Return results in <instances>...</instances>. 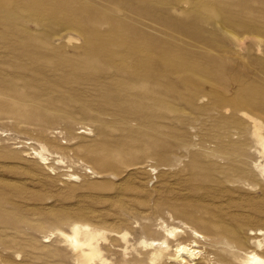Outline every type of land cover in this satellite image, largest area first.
Masks as SVG:
<instances>
[{
  "label": "rangeland",
  "instance_id": "374dc122",
  "mask_svg": "<svg viewBox=\"0 0 264 264\" xmlns=\"http://www.w3.org/2000/svg\"><path fill=\"white\" fill-rule=\"evenodd\" d=\"M260 137L264 0H0V264H76L75 224L264 260Z\"/></svg>",
  "mask_w": 264,
  "mask_h": 264
},
{
  "label": "bare ground",
  "instance_id": "6f19581e",
  "mask_svg": "<svg viewBox=\"0 0 264 264\" xmlns=\"http://www.w3.org/2000/svg\"><path fill=\"white\" fill-rule=\"evenodd\" d=\"M259 140L262 148H264V139L260 137ZM35 155L39 156L38 153H35ZM39 157L41 160H44L41 156ZM171 219L173 221L172 217ZM183 227L184 229L168 228L163 224L159 228L161 232L160 238L141 241L139 249L133 244H129L127 234L122 235L121 240L124 243V248L121 260L117 263L203 264L206 261L204 255L208 253L204 251L205 248L210 250L209 252L213 249L216 251L221 248V251H224L228 256L238 258L233 250V246L227 242L228 240L226 241L223 238L215 239L211 233H203L192 226L183 225ZM60 235L74 252L76 264H115L114 261L109 260L103 255L99 246V241L103 239V235L98 231L86 225L75 224L71 229L70 235L63 233H60ZM255 236L257 237L252 242L255 248H257L256 251L263 253L264 233L259 231ZM217 256H220L219 252ZM227 261L229 260L227 259ZM239 261L240 264H264V260L254 252L242 253ZM214 263L218 264L217 262Z\"/></svg>",
  "mask_w": 264,
  "mask_h": 264
}]
</instances>
